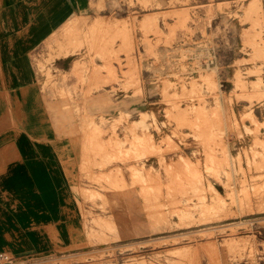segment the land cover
Masks as SVG:
<instances>
[{"label": "rangeland", "instance_id": "rangeland-1", "mask_svg": "<svg viewBox=\"0 0 264 264\" xmlns=\"http://www.w3.org/2000/svg\"><path fill=\"white\" fill-rule=\"evenodd\" d=\"M97 10L63 32L75 83L52 86L81 149L55 157L73 218L40 191L0 264H264V0ZM101 86L99 115L86 97Z\"/></svg>", "mask_w": 264, "mask_h": 264}, {"label": "crops", "instance_id": "crops-1", "mask_svg": "<svg viewBox=\"0 0 264 264\" xmlns=\"http://www.w3.org/2000/svg\"><path fill=\"white\" fill-rule=\"evenodd\" d=\"M97 6L98 0H0V236L33 230L13 220L38 214L48 202L40 191L49 199L59 189L63 218H73L65 185L55 183V157L77 160L81 149L76 126L57 123L69 99L52 86L75 83V56L63 32L72 23L86 27L88 17L102 13ZM102 66L95 61L96 72ZM94 90L88 107L101 115L104 90Z\"/></svg>", "mask_w": 264, "mask_h": 264}, {"label": "bare ground", "instance_id": "bare-ground-1", "mask_svg": "<svg viewBox=\"0 0 264 264\" xmlns=\"http://www.w3.org/2000/svg\"><path fill=\"white\" fill-rule=\"evenodd\" d=\"M115 180H116V179H115ZM122 180H123V178H122ZM118 181H119V180H118ZM148 194H149V193H148ZM155 194H156V193H155ZM209 247H210V246H205L204 248H205V249H209ZM215 248H216V247H215Z\"/></svg>", "mask_w": 264, "mask_h": 264}, {"label": "built area", "instance_id": "built-area-1", "mask_svg": "<svg viewBox=\"0 0 264 264\" xmlns=\"http://www.w3.org/2000/svg\"><path fill=\"white\" fill-rule=\"evenodd\" d=\"M0 258H2V257H0Z\"/></svg>", "mask_w": 264, "mask_h": 264}]
</instances>
